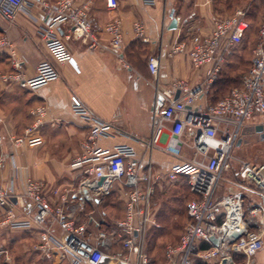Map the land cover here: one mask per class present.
I'll return each mask as SVG.
<instances>
[{
  "label": "built area",
  "instance_id": "1",
  "mask_svg": "<svg viewBox=\"0 0 264 264\" xmlns=\"http://www.w3.org/2000/svg\"><path fill=\"white\" fill-rule=\"evenodd\" d=\"M104 1L108 8L117 9L126 0ZM142 1L145 4L155 3V0ZM88 4H80L77 0H58L55 9L49 11L44 25L39 28L57 62L72 60L71 52L59 33L63 24L70 26L71 36L88 37L92 40L89 46L98 47V41L91 33ZM30 7L29 0H0V19L13 21L19 13H25L36 21ZM248 17L249 7L237 8L228 15L213 13V28L209 35L191 42L181 40L170 48L169 56L186 54L194 69L209 67V70L204 84L196 87L185 80H176L173 85L180 92V98L167 95L163 112L154 117L149 147L180 159L167 171H156L151 161L146 164L137 162L126 147L120 146L112 153H104L98 146V140L111 133L113 124L99 120L84 106L76 107V112L88 121L90 129L81 142L83 154L70 164L71 168L80 171L81 179L77 187L67 191L85 204L97 195L109 194L113 185L117 184L125 203V212L109 231L93 233L88 223L78 221L74 209L66 210L63 203H50L43 183L31 177L23 179L21 187L15 177L7 186L0 183V226L6 225L12 230L38 229L34 249L45 259H55L64 264H103L107 255L113 264H221L223 259L239 264L236 261L238 257L245 258L244 264H250L252 256L264 247V230L252 231L254 222L264 224V162L237 158L233 149L240 141L244 125L258 117L264 118V6L252 49L251 65L240 84L215 102H200L246 38ZM104 29L110 35L111 48L120 56L124 36L121 19H111ZM134 31L137 37L147 39L143 23H134ZM11 45L7 37L0 38V47ZM13 56L12 70L0 76L4 82L36 90L60 77L55 63L44 60L38 64L36 75L26 78L22 60L15 54ZM149 67L157 77V55L149 58ZM44 111V107H37L34 113L41 115ZM38 124L39 119L22 135H12L10 141L13 147L21 149L41 144L42 137L33 135ZM166 135H169L168 141L162 145ZM184 146L192 149V156L184 154ZM9 159L15 163L14 155L0 154V169ZM232 160L238 164L235 173L237 190L219 194L220 184L232 168ZM181 179H187L194 195L187 203L188 220L179 241L167 244L164 259L158 262L148 254L145 245L149 229L160 227L152 206L155 184L162 180L173 183ZM249 192L256 194V202L246 201ZM14 197L26 198L32 203L24 218H19L14 210ZM66 199L63 198V202ZM89 222L96 227L100 225L92 216ZM55 224L60 227L61 234L55 232ZM234 231H240L241 236L234 238ZM211 238L218 239V244H214ZM114 244H118L119 248L112 250ZM0 252L7 254L2 249Z\"/></svg>",
  "mask_w": 264,
  "mask_h": 264
},
{
  "label": "crops",
  "instance_id": "2",
  "mask_svg": "<svg viewBox=\"0 0 264 264\" xmlns=\"http://www.w3.org/2000/svg\"><path fill=\"white\" fill-rule=\"evenodd\" d=\"M57 1L29 0L36 21H32L25 13H19L13 21L0 19V38L7 37L12 43L11 47H0V76L12 70L14 54L22 60V71L26 78L34 77L38 64L44 60L54 62L60 73L58 79L36 90L9 84L0 77V154L15 156V163L9 159L0 169V183L7 186L11 178L15 177L21 187L26 177L39 180L44 185V193L50 203H63L66 210L74 209L78 221L88 223L93 233L98 230L109 231L125 212V203L117 184L113 185L109 194L97 195L85 204H81L77 197L67 191L68 188L77 187L81 179L80 171L71 168L70 164L83 154L81 142L90 129V124L76 112V107L84 106L99 120L113 124L111 133L98 140V146L104 153H112L122 146L128 148L132 158L139 163L151 161L156 171L170 169L180 159L158 148L151 149L148 145L154 117L163 112L167 95L180 98V92L173 85L176 80H185L192 87L202 85L209 67L194 69L186 54L169 56V50L178 41L191 42L209 35L213 28L212 14L222 9L230 10L231 3L229 0H155L153 4H145L142 0H126L117 9H110L104 0H77L80 4L89 3L91 33L98 41V47L91 48L89 45L92 40L88 37L71 36L70 26L63 24L59 33L71 52L72 60L59 63L39 32ZM113 18L122 21L124 36L120 56L111 48L110 35L104 29ZM174 18L177 19V25L171 28ZM136 22L144 24L146 40L136 36ZM236 50L226 66L235 57ZM152 55L159 57L157 77L149 67ZM216 87V83L211 84L200 102L218 100L213 96ZM37 107H44V113L35 114ZM38 119L39 124L33 135H40L42 143L15 149L10 137L22 135ZM260 120L251 121L254 122L255 131L259 125L264 127V121ZM168 136L162 139V145L167 143ZM183 150L187 157L193 155L192 149L184 146ZM235 182V179L226 178L225 175L218 193L237 190ZM114 194L116 201H108ZM246 201L256 202V194L249 192ZM13 202L19 218H24L32 208L31 201L26 198L14 197ZM90 216L100 222L98 227L92 222L90 224ZM54 230L61 234L57 224ZM37 240L36 228L12 230L1 225L0 249L7 254L0 252V264H64L55 259H45L34 249ZM118 248V244L112 245V250ZM16 250L20 251L16 254ZM239 258L236 261L244 264ZM103 264H113L109 255ZM250 264H264V247L252 256Z\"/></svg>",
  "mask_w": 264,
  "mask_h": 264
},
{
  "label": "rangeland",
  "instance_id": "3",
  "mask_svg": "<svg viewBox=\"0 0 264 264\" xmlns=\"http://www.w3.org/2000/svg\"><path fill=\"white\" fill-rule=\"evenodd\" d=\"M226 1V0H224ZM231 8L228 11L220 10L222 15L232 14L237 8L249 7V30L243 43L236 50V55L227 66L223 73L218 76L221 79L217 83L214 98H220L229 92V90L240 83L242 74L248 69L252 54V49L257 39L258 27L261 21L264 0H229ZM258 117L255 120H260ZM260 121H264L262 118ZM244 125L240 141L233 149V154L237 158L246 159L252 162H264V139L253 128L254 122ZM231 170L225 174L226 178L235 179V173L238 170V164L231 161ZM116 195H112L108 201L115 202ZM193 198L187 179H181L177 182L162 180L155 184V191L152 199V206L156 212L157 221L160 227L150 228L146 237V250L148 254L157 260H162L164 249L167 244L177 243L183 232L187 220V203ZM116 211V210H112ZM159 214V215H158ZM254 221V220H253ZM252 231L259 232L264 230V224L254 222ZM19 236H16V238ZM16 238H14L16 240ZM14 240V241H15ZM18 242V241H17ZM20 250H16V254ZM244 262L245 258H239Z\"/></svg>",
  "mask_w": 264,
  "mask_h": 264
},
{
  "label": "water",
  "instance_id": "4",
  "mask_svg": "<svg viewBox=\"0 0 264 264\" xmlns=\"http://www.w3.org/2000/svg\"><path fill=\"white\" fill-rule=\"evenodd\" d=\"M171 15L173 16V13ZM176 25H177V19L174 18L173 19V22H172V27L171 28H175ZM178 95H179V92L177 93L176 98H178ZM256 132L257 133H260L261 134V137L264 139V127L262 125H259V126L256 127ZM102 180H103V178H101L100 182ZM232 236L237 239V238H239L241 236V232L240 231H234L232 233ZM211 240L213 241L214 244H218V239L211 238ZM221 264H234V263L232 261H230L228 263V261L226 259H223Z\"/></svg>",
  "mask_w": 264,
  "mask_h": 264
},
{
  "label": "trees",
  "instance_id": "5",
  "mask_svg": "<svg viewBox=\"0 0 264 264\" xmlns=\"http://www.w3.org/2000/svg\"><path fill=\"white\" fill-rule=\"evenodd\" d=\"M248 19H250V16L248 17ZM261 20H262V15H261ZM260 23H261V21H260ZM249 25H250V22H249ZM259 26H260V24H259ZM258 29H259V27H258ZM248 30H249V28H248ZM247 33H248V31H247ZM246 36H247V34H246ZM227 63H228V62H227ZM227 63H226V64H227ZM226 64L224 65V67L226 66ZM250 65H251V60H250L249 67H250ZM224 67H223V69H224ZM249 67H248V69H249ZM223 69H222L221 73H223ZM248 69H247V70H248ZM247 70H246V71H247ZM246 71H245V72H246ZM245 72H244V73H245ZM221 73H220V74H221ZM244 73H243V74H244ZM220 74H219V76H220ZM243 74H242V76H243ZM242 76H241V78H242ZM219 80H221V79H218V81H219ZM218 81H217V80L215 81L216 85H217ZM240 82H241V80H240ZM239 84H240V83H239ZM239 84H237V85H239ZM237 85H235V86H237ZM235 86H233V87H235ZM233 87H232V88H233ZM232 88H231V89H232ZM231 89H230V90H231ZM230 90H229V92H230ZM229 92H227V94H228ZM227 94H225V95H227ZM225 95H224L223 97H225ZM223 97H220L219 99H221V98H223ZM219 99H218V100H219ZM216 101H217V100H216ZM214 102H215V101H214ZM189 201H190V200H189ZM187 220H188V215H187ZM187 220H186V223H187ZM186 223H185V224H186ZM180 236H181V235H180ZM178 241H179V240H178ZM174 244H175V243H174ZM207 246H208V245H207ZM200 264H204V263H200Z\"/></svg>",
  "mask_w": 264,
  "mask_h": 264
}]
</instances>
